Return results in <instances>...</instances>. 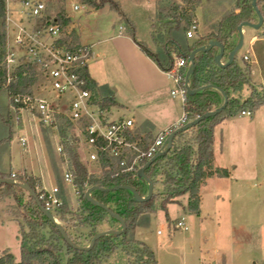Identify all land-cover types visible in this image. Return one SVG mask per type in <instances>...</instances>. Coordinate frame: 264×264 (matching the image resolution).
Instances as JSON below:
<instances>
[{
    "label": "trees",
    "instance_id": "trees-1",
    "mask_svg": "<svg viewBox=\"0 0 264 264\" xmlns=\"http://www.w3.org/2000/svg\"><path fill=\"white\" fill-rule=\"evenodd\" d=\"M84 1L95 10L109 5L110 9L116 12L121 22L125 24L127 34L141 51L165 73L173 68V54L185 59L188 63L195 50L202 47L208 48L211 42L222 43L225 48L224 58L229 57L239 45V27L245 23L254 24L255 18L259 22L253 0H235L238 12H233L222 19L218 34H211L190 44L186 37L190 29L189 25L184 26L182 20L175 15L164 17L159 28L153 25L152 40L157 48L154 52L146 43L139 41L134 21L129 14L123 11L119 2L114 0ZM257 8L264 18V0H257ZM5 18L6 2L0 0V60L3 56L5 42L3 31ZM58 18L63 26L70 23L64 11L58 14ZM219 54L218 47L196 54L195 67L188 80L190 89L196 91L193 95H188L185 88L186 75L191 66L179 71L180 86L186 91L183 105L184 116L180 125L172 132L194 122L200 116L217 112L224 105L225 96L228 99L226 108L200 122L197 126L178 133L171 147L158 159L154 160V158V162L145 172L155 192L158 185L164 187V198L159 209L165 213L168 222L170 221L168 206L177 204L178 198L190 194L192 199L190 209L198 212V192L202 182L214 174L219 177L228 176L226 170H212L215 127L227 119L242 115L243 112L254 114L264 105V92L252 83L251 67L245 63L241 65L238 55L230 65L219 66L216 63ZM227 62L222 63L227 64ZM86 75L89 77L88 71ZM34 83L33 72L30 69H20L17 81L12 84V91L16 94L25 93ZM3 84L4 81L0 79V89L3 88ZM90 84L98 91L97 85L92 80ZM246 89L250 93L247 98H244L242 94ZM104 100L109 105L114 104L110 98L106 97ZM63 137L66 138L67 135L63 134ZM64 146L75 170V184L79 191L77 211H72L69 201L65 200L64 204L52 213L56 223L52 222L42 213L37 200L25 189V186H29L39 199L36 193L37 180L17 178L12 179V183L2 184L0 194L3 197L14 198L16 203L14 213L18 219L19 217L23 219V223L19 224L17 237L20 241V261L16 262L11 253L4 251L0 257V264H35L36 262L40 264H102L120 247L129 256L136 257L134 264H157L154 252L144 243L136 241L133 235L134 229L142 225L144 220H149V214L155 212L157 194L153 192L152 198L147 202H137L134 194L127 189L114 191L115 187H132L141 197H146L149 188L141 179L128 176L114 180L109 174L103 178L90 175L79 160L74 142L66 141ZM5 178L11 179L6 176L3 169H0V180ZM59 186L61 187V183ZM94 187L99 190L91 192L92 201H89L86 198V192ZM63 194L62 192L61 195ZM111 212L124 219L126 230L119 235L109 233L101 237L94 247L88 250L87 248L98 234L107 231H122L121 223L110 215ZM110 222L118 223L119 230L110 228L97 230L102 224ZM68 225H71L73 230L80 228L91 230L87 235L73 234ZM63 232L69 241L64 239ZM82 239H89V245H84ZM63 254L67 257L66 261L63 259Z\"/></svg>",
    "mask_w": 264,
    "mask_h": 264
},
{
    "label": "crops",
    "instance_id": "crops-1",
    "mask_svg": "<svg viewBox=\"0 0 264 264\" xmlns=\"http://www.w3.org/2000/svg\"><path fill=\"white\" fill-rule=\"evenodd\" d=\"M21 1L5 0L9 29L26 21ZM45 1L47 4V0ZM80 2L66 0L64 12L79 44L91 49L88 74L97 85L100 95L114 102L111 105L116 110L114 118H132L143 131L153 133L179 124L184 116V108L179 116L165 104L167 94L172 99L177 98L172 96L176 86L173 88L175 84L168 74L162 72L141 51L127 34L125 24L109 5L95 10ZM127 2L141 8L146 7L140 0H121V7L131 18L130 12L124 9ZM48 12L50 13L49 8ZM78 12L85 14L77 18L74 14ZM137 37L144 42L138 34ZM254 41L258 42V39ZM252 50L248 51L253 58L255 56L254 51L251 53ZM241 57L238 55V58ZM228 60L227 56L222 62ZM253 61L254 82L264 84L263 79L259 81L260 77L264 78L263 72L260 75L259 65L257 67L254 59ZM249 93L246 89L242 95L247 98ZM183 105L182 102V107ZM213 155L212 170H226L228 176L219 177L214 174L202 182L198 192V212L190 209V194L178 198L177 204L168 206L170 221H183L188 229L181 231H189L190 234L177 239L180 231L173 230V225L170 226L173 235L164 241L169 247L174 239L190 244L187 246L190 247L187 248L189 253L182 249L183 264H263L264 105L251 116L239 115L217 125L214 129ZM21 172L40 178L46 186L44 173L32 174L26 164H23L18 173ZM172 209L176 213L175 217ZM163 221L169 225L165 213L156 208L155 212L149 214V220L133 231L135 240L147 245L155 257L156 249L148 241L146 231L154 225L159 226ZM158 232V236H164V233Z\"/></svg>",
    "mask_w": 264,
    "mask_h": 264
},
{
    "label": "built area",
    "instance_id": "built-area-1",
    "mask_svg": "<svg viewBox=\"0 0 264 264\" xmlns=\"http://www.w3.org/2000/svg\"><path fill=\"white\" fill-rule=\"evenodd\" d=\"M21 3L26 21L9 29L6 16L3 30L5 42L0 60V79L4 81L3 87L11 98L12 109L22 117H32L46 129L57 130L66 123L71 131H76L75 137L71 134L62 137L74 144V140L78 141L85 163L98 170L88 172L90 175L98 174L97 178H103L109 174L114 180L128 176L141 179L149 187L138 172L171 147L170 135L183 118L176 126L157 133L143 131L132 118H114V108L105 103L86 75L91 49L79 44L70 23L63 26L58 15H51L45 0H22ZM65 17L68 18L66 14ZM187 37L191 39L193 32L188 31ZM172 56L173 68L167 73L176 86L172 96L180 97L185 103L186 91L180 86L178 74L183 68L191 66V62L187 63L176 54ZM244 59L248 60L249 57L245 55ZM23 68L33 72L35 83L27 92L16 94L12 91V84L17 81L18 71ZM251 115L250 112L242 113V116ZM60 140L55 151L61 159V187L54 185L49 189L38 182L36 193L50 213L69 199L76 203L75 209L69 203L70 209L76 212L79 191L75 184V170ZM20 142L23 149H28L27 136L21 137ZM10 177L23 180L33 178L27 172H13ZM182 229H188L183 221L177 222L173 228Z\"/></svg>",
    "mask_w": 264,
    "mask_h": 264
},
{
    "label": "rangeland",
    "instance_id": "rangeland-1",
    "mask_svg": "<svg viewBox=\"0 0 264 264\" xmlns=\"http://www.w3.org/2000/svg\"><path fill=\"white\" fill-rule=\"evenodd\" d=\"M65 1L47 0V7L49 8L50 13L54 16L58 15L61 11L66 10L65 8L67 4H65ZM80 1V4L91 7L86 4L84 0ZM99 1L100 0H98V2ZM114 1H119L121 3V0ZM138 1L139 0H137V2ZM140 1H142L146 7L141 8L134 6L131 2H127V6H124V9L130 12L139 38L146 42L154 52L157 48L152 40L153 25H155L156 28H159V26L162 25L161 20L164 17L175 15L182 20L184 26L189 25V31L193 32V37L188 40L190 44H194L199 39L207 37L211 34H218L222 19L233 12H238L235 0ZM84 14V12H78L74 15L79 18ZM253 23L258 24V19L255 18ZM195 26H198V29L197 27L195 28ZM243 30L245 43L242 50L238 52V55L241 57L244 53L246 54L248 50L254 49L251 53L254 51L255 57L252 58L248 51L246 55L249 59L245 60L244 57H241L239 59L240 64L243 65L245 63L251 67L252 83L258 87L261 92H264V84H256L253 76V59L255 60L257 67L259 65L260 75L262 72L264 75V25L260 29L244 27ZM254 39H258V42H255ZM234 40L236 41L237 39L235 38ZM253 41L254 43H252ZM262 79L264 80L263 77H260L259 81ZM173 88H175V85H173ZM167 95V101L165 103L167 108L175 115L178 114L180 116L183 112L181 98L177 97L176 99H172L170 94ZM63 134H71L75 137L76 131H71L66 123L61 124L57 130L50 128L46 129L42 125H39L32 117L27 115L22 117L19 112L12 109L11 98L5 87L0 89V169L4 170L6 176L10 177L13 172L18 173L22 170L23 164H26L32 174L35 173L39 175L40 173H44L47 188L50 189L54 185H59L60 183L62 184V172L60 168L61 159H59L56 154L55 148L60 139V141L65 144L66 139H63ZM23 136H27L30 142V145L26 150L22 148L20 142V139ZM74 141L80 162L86 167L88 172H97L98 170H96L95 167L88 166L85 163L86 160L84 156H82L81 147L78 144V141ZM97 176L98 174L95 175V177ZM33 178L35 181L37 180V182L42 184V180L40 178ZM155 193L157 194L155 208L159 209L161 201L164 198V187L162 185H158ZM69 203L73 209L76 208V203L71 202L70 199ZM15 207L16 203L13 197H3L0 194V256L4 251H8L17 258L15 259L17 260L16 262H19L20 241L17 237L20 229L19 224L23 223V219L20 217L18 219V217H16L17 215L14 213L16 212ZM172 212L173 217H175L176 213L174 209H172ZM144 221L146 222V220ZM168 223L169 225L163 221L159 224V226L154 225L150 230L146 231L148 241L156 249V260L158 264H183L184 252L182 249H184L185 252H188L187 248L190 247L187 246L190 244L180 240L177 242L176 239H174V242L170 247L169 245H166L167 242L164 240H167L169 236L173 235V233L170 232V226L175 225L177 222L169 221ZM70 226L71 225H68L73 234L87 235L91 230L89 228L73 230ZM109 228L119 230L120 225L115 222L104 223L99 226L97 230H108ZM157 231L164 233V236H158L156 234ZM178 231H180V235H177V239L181 238L180 236L190 234L189 231L185 232L177 230V232ZM82 243L88 246L90 240L82 239ZM62 256L64 261H66V255L63 254ZM128 261L129 264H134L136 263V257L129 256L123 248L120 247L102 264H128ZM35 264L40 263L36 262Z\"/></svg>",
    "mask_w": 264,
    "mask_h": 264
},
{
    "label": "water",
    "instance_id": "water-1",
    "mask_svg": "<svg viewBox=\"0 0 264 264\" xmlns=\"http://www.w3.org/2000/svg\"><path fill=\"white\" fill-rule=\"evenodd\" d=\"M253 6H254L255 10L257 11L258 18H259V22H258V24H249V23H245V24H243V25H241V26L239 27V34H240L239 45H238V47H237L233 52L230 53V55H229V60H228L227 64H223V63H222V60H223V58H224V56H225V48H224L223 44L220 43V42H211V43H210V46H209L208 48H205V47L199 48V49L195 50V51L191 54V56H190L191 68H190V69L188 70V72H187V75H186V83H185V88H186V91H187V94H188V95H193V94L196 93V91L190 89V87H189V85H188V80H189V76L193 73V70H194V67H195V57H196V54H197V53H199V52H206V51H209L210 49H212V48H214V47H218V48L220 49V54H219V55L217 56V58H216V63H217L219 66H222V67L228 66V65H230V64L234 61V58L238 55V52L241 51L242 48L244 47L245 38H244V30H243V28H244V27H251V28H254V29H259V28L263 25L264 18H263V16H262L261 12L259 11V9L257 8V0H253ZM227 103H228V99H227V96H225V103H224V105H223V106H222L217 112H215V113H212V112H211V113H207V114H205V115H203V116H200V117H199L197 120H195L194 122H191V123H189V124H187V125H185V126H183V127H181V128H178V129L175 130L174 132H172L171 135H170V141H171V143L173 142L174 138L177 136L178 133H180V132H182V131H186V130H188V129H191V128L197 126L200 122L204 121L205 119H207V118L213 116L214 114H217V113L222 112V111L226 108ZM162 155H163V154H158V155L155 157L154 160L158 159V158L161 157ZM154 160H153L151 163L145 165V166H144L143 168H141V169L139 170V172H138L139 177L142 178L143 180H145V181L149 184V187H148V188H149V190H148V195H147L145 198L141 197V196L137 193V191H136L134 188H132V187L121 186V187H115L113 190H114V191H117V190H119V189H127V190H129L130 192H132V193L134 194L135 199H136L137 202H147V201H149V200L152 198V196H153L154 188H153V184H152V182L147 178L145 172H146V170L152 165V163L154 162ZM12 182H13V180L10 179V178L2 179V180H0V187H1L2 184H4V183H12ZM25 189L30 193V195H31L32 197H34V198L37 200L38 206H39V208L41 209L42 213H43V214H44L49 220H51L52 222H55V223H56V221H55V219H54L52 213H50L49 211H47V210L43 207L42 203H41L40 200L38 199V197H37V195L35 194V192H34L29 186H25ZM93 190H99V188H97V187L90 188V189L86 192V198H87L89 201H92L90 194H91V192H92ZM110 215H111L112 217L117 218V219L119 220V222H120L121 225H122V231H121V232L107 231V232H103V233L98 234V235L93 239L91 245L87 248L88 250L92 249V248L94 247L95 243H96L101 237H103V236H105V235H107V234H109V233H116V234L119 235L120 233H123V232L126 230V223H125V221H124L123 218L119 217L117 214H114V213H112V212L110 213ZM63 235H64V239H65L66 241H69L67 235H66L64 232H63Z\"/></svg>",
    "mask_w": 264,
    "mask_h": 264
}]
</instances>
